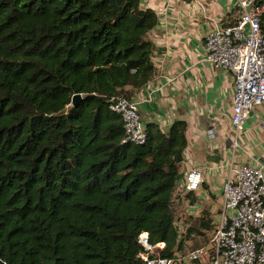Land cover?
<instances>
[{
	"label": "trees",
	"instance_id": "obj_1",
	"mask_svg": "<svg viewBox=\"0 0 264 264\" xmlns=\"http://www.w3.org/2000/svg\"><path fill=\"white\" fill-rule=\"evenodd\" d=\"M157 23L141 0H0V264H145L143 233L162 257L208 242L177 194L186 123L122 143L109 108L155 76Z\"/></svg>",
	"mask_w": 264,
	"mask_h": 264
},
{
	"label": "crops",
	"instance_id": "obj_2",
	"mask_svg": "<svg viewBox=\"0 0 264 264\" xmlns=\"http://www.w3.org/2000/svg\"><path fill=\"white\" fill-rule=\"evenodd\" d=\"M172 1L141 0L142 7L158 17L148 33L155 46L151 61L156 74L133 99L139 103L144 126L155 123L165 132L176 121L186 123L187 148L180 171L203 170L205 193L195 195L190 218L206 216L211 229L203 232L210 237L220 213V187L230 166L264 167V103L252 110L235 135L230 124L232 74L216 71L205 61L207 20L222 25L235 21L234 0H176V7Z\"/></svg>",
	"mask_w": 264,
	"mask_h": 264
},
{
	"label": "built area",
	"instance_id": "obj_3",
	"mask_svg": "<svg viewBox=\"0 0 264 264\" xmlns=\"http://www.w3.org/2000/svg\"><path fill=\"white\" fill-rule=\"evenodd\" d=\"M192 2L194 0H180ZM235 21L220 24L210 20L204 36L205 61L216 71L230 72L234 81L230 124L235 135L242 130L252 110L264 103V37L261 17L264 0H234ZM110 110L124 124L122 143L141 145L146 140L139 103L122 97L109 101ZM210 138L214 132L208 131ZM203 170L192 168L184 174L177 194L199 198ZM185 215L193 208L186 201ZM145 264H264V167L230 166L220 187V213L206 245L162 257L165 245H151L148 235L137 239Z\"/></svg>",
	"mask_w": 264,
	"mask_h": 264
},
{
	"label": "rangeland",
	"instance_id": "obj_4",
	"mask_svg": "<svg viewBox=\"0 0 264 264\" xmlns=\"http://www.w3.org/2000/svg\"><path fill=\"white\" fill-rule=\"evenodd\" d=\"M181 2V1H180ZM171 6L172 7H176L177 6V1L176 0H173L172 3H171ZM208 14V13H207ZM208 17V16H207ZM207 26L210 28L211 27V23H210V20H207ZM241 140V139H240ZM258 141L260 139H257ZM183 213V210L181 209L180 212L178 213L179 215ZM182 230V226L180 225L179 226V231ZM189 249H196V248H199V247H202V246H199V243H194L192 242V244H190L189 246H187Z\"/></svg>",
	"mask_w": 264,
	"mask_h": 264
},
{
	"label": "water",
	"instance_id": "obj_5",
	"mask_svg": "<svg viewBox=\"0 0 264 264\" xmlns=\"http://www.w3.org/2000/svg\"><path fill=\"white\" fill-rule=\"evenodd\" d=\"M81 99V96L80 95H75L73 96L72 98V106H76L77 103L80 101ZM184 177V174L183 173H180L178 176H177V181H181Z\"/></svg>",
	"mask_w": 264,
	"mask_h": 264
},
{
	"label": "bare ground",
	"instance_id": "obj_6",
	"mask_svg": "<svg viewBox=\"0 0 264 264\" xmlns=\"http://www.w3.org/2000/svg\"><path fill=\"white\" fill-rule=\"evenodd\" d=\"M206 245V244H205Z\"/></svg>",
	"mask_w": 264,
	"mask_h": 264
}]
</instances>
